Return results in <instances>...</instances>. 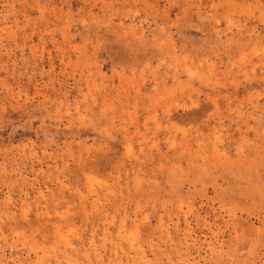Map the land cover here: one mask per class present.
I'll return each mask as SVG.
<instances>
[{
    "label": "rangeland",
    "instance_id": "obj_1",
    "mask_svg": "<svg viewBox=\"0 0 264 264\" xmlns=\"http://www.w3.org/2000/svg\"><path fill=\"white\" fill-rule=\"evenodd\" d=\"M0 264H264V0H0Z\"/></svg>",
    "mask_w": 264,
    "mask_h": 264
}]
</instances>
